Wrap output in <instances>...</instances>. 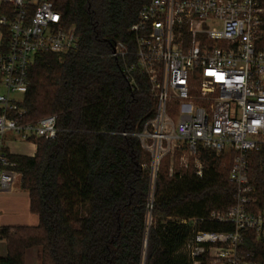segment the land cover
<instances>
[{
    "label": "trees",
    "instance_id": "16d2710c",
    "mask_svg": "<svg viewBox=\"0 0 264 264\" xmlns=\"http://www.w3.org/2000/svg\"><path fill=\"white\" fill-rule=\"evenodd\" d=\"M49 1L75 27L78 46L38 53L29 67L18 119L56 115L57 131L30 140L33 156L9 155L38 224L0 226V264H25L33 246L41 248L39 264H192L185 242L197 230L225 228L209 214L233 203L235 186L218 166L221 157L200 149L201 176L157 173L147 225L150 157L131 133L152 117L155 101L145 80L131 89L122 61L111 56L118 40L133 47L129 28L145 0ZM11 9L0 4V11ZM251 162L250 179L261 187L264 146Z\"/></svg>",
    "mask_w": 264,
    "mask_h": 264
},
{
    "label": "built area",
    "instance_id": "2783aa9c",
    "mask_svg": "<svg viewBox=\"0 0 264 264\" xmlns=\"http://www.w3.org/2000/svg\"><path fill=\"white\" fill-rule=\"evenodd\" d=\"M1 3L12 7L0 11L4 189L16 173L6 135L30 141L51 139L57 131L56 115L21 123V97L11 95L26 92L36 54L67 53L78 39L49 0ZM129 32L133 47L118 40L111 56L122 61L131 89L145 80L155 101L152 117L131 133L150 157L148 213L161 160L177 143L193 154L208 149L228 160L233 203L209 214L223 230L193 232L184 251L192 264H264V184L258 187L249 176L252 154L264 146V0H145ZM195 174L201 176V169Z\"/></svg>",
    "mask_w": 264,
    "mask_h": 264
},
{
    "label": "crops",
    "instance_id": "0c3cea01",
    "mask_svg": "<svg viewBox=\"0 0 264 264\" xmlns=\"http://www.w3.org/2000/svg\"><path fill=\"white\" fill-rule=\"evenodd\" d=\"M1 2L2 0H0V4ZM0 92H4L1 86ZM6 146L10 154L33 156L36 151L34 142L21 140L13 133L6 135ZM37 224V215L30 211L29 193L20 187L19 179L15 176L8 188L0 189V226H36ZM5 255L6 244L4 240L0 239V256L4 257ZM40 261L41 248L39 246L25 250V264H39Z\"/></svg>",
    "mask_w": 264,
    "mask_h": 264
},
{
    "label": "rangeland",
    "instance_id": "374dc122",
    "mask_svg": "<svg viewBox=\"0 0 264 264\" xmlns=\"http://www.w3.org/2000/svg\"><path fill=\"white\" fill-rule=\"evenodd\" d=\"M13 98H19V94L11 95ZM221 157L218 159V166L221 170L225 171L228 169V160L223 156L216 155ZM252 164V162H251ZM206 166L205 162L201 159V152L197 154L191 153L187 146L184 143H177L175 148L168 153L160 162L157 173L163 172L168 176H171L177 171L180 172H195L198 169H201ZM19 179L17 173L14 174V177ZM153 216L150 212L147 216V225L153 221Z\"/></svg>",
    "mask_w": 264,
    "mask_h": 264
}]
</instances>
